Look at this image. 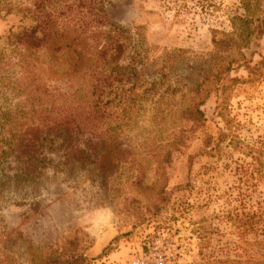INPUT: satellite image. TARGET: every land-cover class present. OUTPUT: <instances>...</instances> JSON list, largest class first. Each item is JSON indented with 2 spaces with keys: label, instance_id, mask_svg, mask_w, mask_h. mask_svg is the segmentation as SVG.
Here are the masks:
<instances>
[{
  "label": "rangeland",
  "instance_id": "obj_1",
  "mask_svg": "<svg viewBox=\"0 0 264 264\" xmlns=\"http://www.w3.org/2000/svg\"><path fill=\"white\" fill-rule=\"evenodd\" d=\"M103 9L128 36L125 56L119 60L122 70L138 81L161 78V92L165 85L176 88L173 104L179 105L180 94L192 91L203 75L216 69L218 59L224 60L226 74L236 79L228 85L224 112L231 132L264 151V76L247 71L250 67L264 73L257 63L264 58V36L245 47L225 36L237 25L231 18L241 12L239 0H103ZM27 23L16 14L1 16L0 45L8 33ZM219 40L224 42L217 51L214 42ZM215 101L211 92L200 106L205 118L201 129L181 151L172 152L161 177L152 164L139 171L114 168L110 173L116 192L99 186L93 168L73 174L48 168L32 187L1 181L0 264H29L28 246L39 256L46 246H61L69 232L78 239L86 235V241L76 244L92 257L113 238L112 250L91 264H192L200 261V242L210 257L224 252L231 256L228 243L235 235L225 216H233L241 206L264 205V187L253 178L239 179L249 159L231 147L223 146L215 156L200 155V134L215 136L217 127L224 126L215 115ZM139 105L129 131L124 127L123 133L140 140L150 130L164 138L168 127L147 120L148 99L141 98ZM12 166L7 162L1 171L8 175ZM122 171L142 174V181L126 186ZM158 187L168 192L160 210L152 198ZM34 201L37 207L32 210L29 204ZM260 230L258 238L264 227ZM200 235L208 237V243Z\"/></svg>",
  "mask_w": 264,
  "mask_h": 264
},
{
  "label": "trees",
  "instance_id": "obj_2",
  "mask_svg": "<svg viewBox=\"0 0 264 264\" xmlns=\"http://www.w3.org/2000/svg\"><path fill=\"white\" fill-rule=\"evenodd\" d=\"M262 6V0H239L241 12L231 18L237 25L225 34L227 39L245 47L264 36ZM7 14L28 23L8 33L0 45V188L3 180L7 186L21 182L35 186L48 168L68 174L93 168L99 186L113 192L117 191L110 173L114 168L139 171L152 164L161 177L172 152L181 151L201 129L205 118L200 106L211 92L216 97L215 115L224 126L217 127L215 136L200 134V155L215 156L229 146L249 159L239 179L253 178L264 187V151L232 133L224 116L228 85L236 81L226 74L224 60L218 59L216 69L203 75L192 91L181 93L182 103L176 105L172 98L177 89L165 85L159 91L161 78L138 81L122 70L119 60L125 56L128 36L106 18L103 0H0V17ZM222 42H214L217 51ZM257 63L263 67L264 58ZM247 71L250 76H264L250 67ZM141 98L150 104L147 120L168 127L164 138L150 130L140 140L123 133L124 127L129 131ZM186 159L190 164V154ZM7 162L13 164L8 175L1 171ZM120 173L126 186L142 181L137 172ZM162 187L151 196L158 201L157 210L167 204L168 192ZM29 206L34 210L37 203ZM225 217L235 235L228 243L232 255L210 257L201 251L204 242H200V261L192 264H264V232L257 237L264 227V205L241 206ZM249 234L255 236L247 238ZM85 237L78 239L69 232L61 246H46L39 256L28 246L29 264H91L112 250L113 238L96 256H88L76 244Z\"/></svg>",
  "mask_w": 264,
  "mask_h": 264
}]
</instances>
